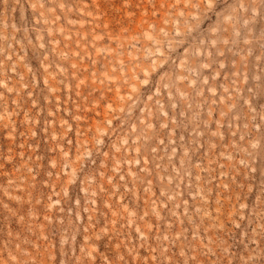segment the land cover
<instances>
[{
  "label": "rangeland",
  "instance_id": "1",
  "mask_svg": "<svg viewBox=\"0 0 264 264\" xmlns=\"http://www.w3.org/2000/svg\"><path fill=\"white\" fill-rule=\"evenodd\" d=\"M0 264H264V0H0Z\"/></svg>",
  "mask_w": 264,
  "mask_h": 264
}]
</instances>
